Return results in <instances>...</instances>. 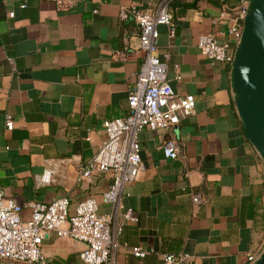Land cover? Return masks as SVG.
Returning <instances> with one entry per match:
<instances>
[{"label": "crops", "instance_id": "1", "mask_svg": "<svg viewBox=\"0 0 264 264\" xmlns=\"http://www.w3.org/2000/svg\"><path fill=\"white\" fill-rule=\"evenodd\" d=\"M160 1L82 0L63 10L54 0H0V187L22 205L23 220L31 202L67 197L72 214L95 198L100 214L116 213L115 264H160L165 253L179 252L195 264H249L264 251V160L245 133L232 65L198 47L211 32L221 43L231 39L239 0H175L174 25H159L168 78L176 93L195 96V112L169 129L139 133V175L124 187L120 206L105 199L111 172L81 177L105 141V121L129 113L144 62L131 8L149 11ZM170 138L179 144L176 159L162 150ZM60 158L67 163L55 180L39 184L48 160ZM82 248L52 233L42 251L60 264H82Z\"/></svg>", "mask_w": 264, "mask_h": 264}, {"label": "built area", "instance_id": "2", "mask_svg": "<svg viewBox=\"0 0 264 264\" xmlns=\"http://www.w3.org/2000/svg\"><path fill=\"white\" fill-rule=\"evenodd\" d=\"M58 8L70 10L82 0H54ZM175 0H161L153 9L146 11L132 6L133 19L139 26L140 48L144 52V62L136 74L135 84L130 90L129 113L125 117L105 121L106 138L94 157L82 167L81 177L91 180L106 172H111L114 183L105 193V199L119 207L126 184L134 182L139 175L142 162L139 133L144 128L169 129L181 117L195 112V96L180 95L168 78V67L158 53L159 25H174L172 4ZM251 0H239L229 25L231 39L218 41L215 32L203 34L198 41L200 51L213 61L233 64L239 45L246 15ZM10 16L14 12H9ZM127 18V10L122 11ZM178 73V69L176 70ZM177 78L179 76L177 75ZM6 125L12 128V118L6 116ZM167 158L176 159L180 148L174 138L166 140L162 146ZM67 159L48 160V168L37 176L39 184H50L61 171ZM197 203L203 201L199 194L193 195ZM70 200L60 197L51 202H31V217L22 218V205L8 197L0 187V260L30 264H60L49 260L42 251L44 239L52 233L69 236L81 242L79 252L82 264H115L116 213L100 214L99 204L93 197L79 202L75 211L69 213ZM128 219H134L127 213ZM137 257L145 255L140 247H133ZM260 256V255H259ZM259 256L251 254L249 264ZM160 264H195L187 253H165Z\"/></svg>", "mask_w": 264, "mask_h": 264}, {"label": "water", "instance_id": "3", "mask_svg": "<svg viewBox=\"0 0 264 264\" xmlns=\"http://www.w3.org/2000/svg\"><path fill=\"white\" fill-rule=\"evenodd\" d=\"M232 81L245 133L264 160V0H251L232 64ZM253 264H264V251Z\"/></svg>", "mask_w": 264, "mask_h": 264}, {"label": "rangeland", "instance_id": "4", "mask_svg": "<svg viewBox=\"0 0 264 264\" xmlns=\"http://www.w3.org/2000/svg\"><path fill=\"white\" fill-rule=\"evenodd\" d=\"M0 264H30V263L14 262L10 260H0Z\"/></svg>", "mask_w": 264, "mask_h": 264}]
</instances>
